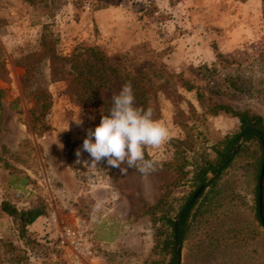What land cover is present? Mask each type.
<instances>
[{
    "label": "rangeland",
    "instance_id": "374dc122",
    "mask_svg": "<svg viewBox=\"0 0 264 264\" xmlns=\"http://www.w3.org/2000/svg\"><path fill=\"white\" fill-rule=\"evenodd\" d=\"M42 41L62 56L90 47L109 58L128 54L134 72L165 70L179 95L158 90L149 99L170 130L166 143L144 149L157 161L151 171L124 164L122 172L82 150L123 83L113 74L100 86L95 79L100 104H76L66 80H50L47 60L26 57ZM84 57L94 74L98 60ZM35 61L27 83L23 64ZM238 76L251 92L230 86ZM24 84L43 88L44 98ZM263 88L260 0H0V202L44 208L24 237L0 210V264H168L166 220L177 218L197 188L194 164L214 159L213 148L238 131L236 116L208 108L225 104L264 120ZM258 164L256 143H245L206 186L190 211L180 264H264ZM63 227L85 229L93 256L70 258L57 242Z\"/></svg>",
    "mask_w": 264,
    "mask_h": 264
},
{
    "label": "trees",
    "instance_id": "16d2710c",
    "mask_svg": "<svg viewBox=\"0 0 264 264\" xmlns=\"http://www.w3.org/2000/svg\"><path fill=\"white\" fill-rule=\"evenodd\" d=\"M261 1L262 16L264 19V0ZM39 51L27 55V58L37 56V63L47 60L48 76L51 81L66 80L68 83V93L70 98L82 106H97L100 101L97 99L96 90L98 86L94 83L97 79L99 86L104 82L103 77L107 79L113 74L118 77L121 83L131 82L133 92L139 95L143 107H151L154 112V118L159 114L157 104L149 102L151 96H154L158 90L163 91L169 98L178 97V93L171 86L170 81L166 78L167 74L163 68L149 70L142 68L134 72L131 67L132 62L128 54L117 55L109 58L94 48L76 47L71 54L62 56L54 52V50L45 42H41ZM85 52H91L92 57L98 60V64L94 66L98 74H91L90 69H85L87 62L84 57ZM21 64V62H18ZM23 63V62H22ZM26 67L25 78L26 82L30 78H35L34 70L37 68L36 61L32 64L24 63ZM109 69V72H106ZM38 73V72H37ZM39 75V74H37ZM92 76V77H91ZM24 78V79H25ZM230 86L238 93L251 92L250 85L242 80L239 76L229 78ZM25 82V81H24ZM25 85V84H24ZM26 86V87H25ZM24 89H27L35 97L44 98L45 92L40 87H29L27 84ZM264 95V88L260 91ZM260 94V95H261ZM1 97V91H0ZM46 108V105L42 106ZM208 110L212 114H217L220 111L231 113L236 116L239 122L238 131L226 136V138L217 146H215L214 159L201 158L194 165V173L192 178L193 186L198 187L201 183L206 182V186L214 184L216 179L230 165L236 155L244 148L245 143H256L259 150V171L260 164L264 161V120L259 114L250 113L248 111H236L225 104H212ZM182 171V170H181ZM183 172V171H182ZM185 173V172H183ZM182 173V174H183ZM209 174L212 177H209ZM208 179V180H207ZM203 193V192H202ZM198 199V198H197ZM197 199L192 203L187 213L177 218H167L166 223L170 228L168 236L163 244L164 248L170 253L171 257L168 264H174L176 260V247L181 245L188 229V217L191 209L194 207ZM263 212H264V184L262 188ZM0 210L5 214L13 217L19 224L20 236H25V226L33 223L39 216L44 214L43 207H33L28 209L18 210L13 204L4 200L0 202ZM258 218V214H257Z\"/></svg>",
    "mask_w": 264,
    "mask_h": 264
},
{
    "label": "clouds",
    "instance_id": "9594fccd",
    "mask_svg": "<svg viewBox=\"0 0 264 264\" xmlns=\"http://www.w3.org/2000/svg\"><path fill=\"white\" fill-rule=\"evenodd\" d=\"M79 123V121H77ZM170 139V130L164 120L154 118L151 107L135 103L131 82L122 85L111 98V106L94 128L87 130L82 150L93 161L106 159L108 165L120 170L121 165L136 167L140 172L151 171L157 161L145 158V147L158 148ZM77 157L81 150L77 149Z\"/></svg>",
    "mask_w": 264,
    "mask_h": 264
},
{
    "label": "built area",
    "instance_id": "2783aa9c",
    "mask_svg": "<svg viewBox=\"0 0 264 264\" xmlns=\"http://www.w3.org/2000/svg\"><path fill=\"white\" fill-rule=\"evenodd\" d=\"M58 246L76 261L93 256V244L85 229L63 227L57 236Z\"/></svg>",
    "mask_w": 264,
    "mask_h": 264
},
{
    "label": "water",
    "instance_id": "95a60500",
    "mask_svg": "<svg viewBox=\"0 0 264 264\" xmlns=\"http://www.w3.org/2000/svg\"><path fill=\"white\" fill-rule=\"evenodd\" d=\"M210 177H212V175H210L208 178H210ZM263 184H264V161L262 162L260 174H259V179H258V216H259L261 226L264 229V212H263V200H262ZM205 188H206V182L201 183L194 190L191 197L187 200V202L184 204L181 212L179 213L180 216H182L188 212L192 203L200 196V194L204 191ZM180 262H181V245H177L175 264H180Z\"/></svg>",
    "mask_w": 264,
    "mask_h": 264
},
{
    "label": "crops",
    "instance_id": "0c3cea01",
    "mask_svg": "<svg viewBox=\"0 0 264 264\" xmlns=\"http://www.w3.org/2000/svg\"><path fill=\"white\" fill-rule=\"evenodd\" d=\"M113 247H117L116 244H113Z\"/></svg>",
    "mask_w": 264,
    "mask_h": 264
}]
</instances>
